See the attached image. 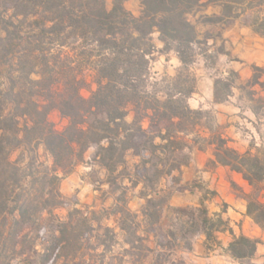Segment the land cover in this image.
<instances>
[{"label":"trees","instance_id":"trees-1","mask_svg":"<svg viewBox=\"0 0 264 264\" xmlns=\"http://www.w3.org/2000/svg\"><path fill=\"white\" fill-rule=\"evenodd\" d=\"M126 1L113 0L109 9L106 0H0V264H73L103 251L121 262L134 256L137 243L155 253L144 245L125 199L117 197L113 208L129 249L116 254L117 235L103 226L102 211L70 205L62 195L63 178L90 148L111 176L127 165L128 153L139 158L138 180L131 181L157 196L145 195V224L160 227L168 208L187 216L193 228L197 213L208 251L217 247L239 264H253L260 238L236 234L224 212L211 216L204 194L189 211L169 206L156 186L186 166L194 150H212L207 169L228 168L248 183V192L231 185L264 232V147L251 144L241 153L217 130L210 111L189 104L198 88L191 69L202 60L211 71L215 106L236 98L257 123L264 119V67L252 65L244 81L233 69L226 75L217 69L222 56L231 59L223 28L241 24L264 38V0H140L139 16ZM157 53L176 55L181 67L174 77L155 78ZM53 112L67 121L61 131L50 120ZM70 206L65 220L54 215ZM225 234L227 245L219 237ZM156 246L168 244L157 240Z\"/></svg>","mask_w":264,"mask_h":264},{"label":"rangeland","instance_id":"rangeland-1","mask_svg":"<svg viewBox=\"0 0 264 264\" xmlns=\"http://www.w3.org/2000/svg\"><path fill=\"white\" fill-rule=\"evenodd\" d=\"M106 2L110 9L113 0H106ZM125 7L134 15H140V0H128L125 2ZM212 30L219 31L217 27L212 28ZM221 33L226 48L231 53V59L225 56L219 59L217 69L223 75H226L228 70L233 69L239 72L242 81H244L251 76L252 65L264 67V38L254 35L250 29L241 24L225 27ZM155 43L159 50L162 49L163 45L157 37H155ZM152 67L155 78L160 80L165 77H174L178 73L181 63L174 54L157 53ZM191 71L198 78L197 93L189 102L191 108H202L205 111H210L217 130L223 133L231 141V145L241 153L248 150L251 144L264 147V119L257 123V118L251 111L237 107L239 102L236 98L232 99L230 103L215 106L213 104L211 71L205 69L202 60H199ZM94 88L93 86L92 89H83L81 94L83 97L89 98ZM50 120L60 131L67 125V121L63 120L58 112L51 113ZM39 153L43 161L50 163L43 147L40 148ZM94 153L95 149L93 148L87 150L83 161L77 163L70 173L63 178L60 185L62 195L70 205L73 202H78V208L90 207L93 210L102 211L103 226L109 227L117 235L118 244L113 247L116 254L124 253L125 249H129L124 244L122 233L118 227V216L114 214L113 207H115L116 198L120 196L125 199L130 211L138 216L137 222L141 226L139 234L146 239L144 245L156 251L155 253H147L142 249V244L137 243L132 251L134 256H126L124 253L125 256L121 262L112 263L110 260L111 252L103 251L101 252L103 255L100 256L99 252V256H95L90 261L82 260L73 264H201L209 260L213 264H226L223 262L225 260L228 262L227 264H239L220 248L215 247L212 251L206 249V237L198 233L200 221L197 213L195 215L196 226L193 228H191L192 225L187 216L179 217L177 213L168 208H165L161 214L160 227L145 224L142 217L143 209L146 206L145 195L149 194V197L152 198H157V196L145 189L143 184L133 185L137 179L133 167L139 162V158L135 157L132 152L128 153L127 165L119 169L114 176H111L105 168L94 160ZM17 155L18 153L14 155V158ZM211 157L212 150L205 152L194 150L186 166L175 171L170 177H165L156 186L159 194L163 198H167V204L172 208H183L189 211L200 207L201 196L204 194L209 199L207 207L211 216L222 213V211L232 213L236 219L224 218L232 221L236 234L243 233L249 237L260 238L264 243L262 237L254 235L250 229L244 230V219L237 221L239 206L233 207L234 210L229 206V202H232V199L228 198L230 195L237 201L246 204L245 201L237 199L231 183H237L247 192L250 191L248 183L236 173L231 175V171L225 167L208 170L207 162ZM129 176H133L134 179H128ZM71 210L72 206L60 208L54 211V215L65 220ZM183 228L185 229L183 230ZM168 230L175 234V240L169 238ZM100 232V234L105 233L102 230ZM261 232L263 231L261 230ZM183 233L187 234L185 238ZM109 236H106L104 240L110 243ZM219 237L225 245L231 240L228 234L219 235ZM157 240L163 244H168V246L164 249L157 247ZM169 243L173 244L170 248ZM253 264H264V254L260 256L257 253Z\"/></svg>","mask_w":264,"mask_h":264},{"label":"crops","instance_id":"crops-1","mask_svg":"<svg viewBox=\"0 0 264 264\" xmlns=\"http://www.w3.org/2000/svg\"><path fill=\"white\" fill-rule=\"evenodd\" d=\"M232 173L233 172H230L231 175H233ZM228 198L232 199V202H229V206L232 209H233V207L239 206V213H238L239 218L237 221H239L240 219H244V224H243L244 230L250 229L254 235L262 237V239L264 240V233L261 232V230L253 224L252 219L246 215V211H247L246 204H244V202H242V201H237L235 198H232L231 195ZM218 212H220V211L218 210ZM222 213H223V211H222ZM223 215H224V217H227V218L229 217L230 219H236L232 213H227V212L225 213L224 212ZM258 253L260 256L264 254V245H261L259 247ZM219 262H222V260H219ZM223 262L226 264L228 263V262H226V260ZM201 264H213V263L211 262V260H209V261H204Z\"/></svg>","mask_w":264,"mask_h":264}]
</instances>
